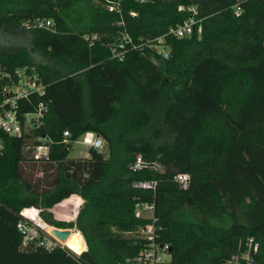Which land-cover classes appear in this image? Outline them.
Instances as JSON below:
<instances>
[{"label": "trees", "instance_id": "trees-1", "mask_svg": "<svg viewBox=\"0 0 264 264\" xmlns=\"http://www.w3.org/2000/svg\"><path fill=\"white\" fill-rule=\"evenodd\" d=\"M181 5L199 8L203 33L168 36L165 57L150 41L191 15ZM36 19L54 25L23 26ZM0 30L21 37L0 42V63L47 84L37 133L53 140L37 157L24 137L3 134L0 264H123L146 243L126 234L152 221L140 203L155 204L172 264H222L250 235L264 264V0H122L116 11L99 0H0ZM88 131L104 147L71 155ZM138 156L147 165L133 170ZM182 172L187 189L175 182ZM146 180L156 189L135 186ZM76 196L74 221L58 212ZM30 207L49 227L80 231L88 249L72 251L81 234L72 250L26 240L16 223Z\"/></svg>", "mask_w": 264, "mask_h": 264}, {"label": "built area", "instance_id": "built-area-1", "mask_svg": "<svg viewBox=\"0 0 264 264\" xmlns=\"http://www.w3.org/2000/svg\"><path fill=\"white\" fill-rule=\"evenodd\" d=\"M99 1L105 4L106 8L110 11L121 9L122 0ZM179 9H187L191 12V15L183 22L171 27L167 32L150 41L165 57L170 55L169 46L164 42L168 36L181 39L193 35L201 36L203 33V18L198 16L199 8L195 5L188 7L181 5ZM233 9L236 14L242 12V6L239 3L234 5ZM53 25L54 22L50 19H36L32 23H26V28H51ZM128 42L132 43V48L134 49L139 46L134 44L132 39H128ZM125 53V51L117 52L115 56L122 60L125 58ZM46 88L47 84L40 79L37 73L30 72L25 67H18L11 70L0 63V151H3L5 148L3 134H7L14 137H24L25 148L37 157L47 156L49 154L53 140L49 135L37 133L38 129L44 124L49 110L47 102L37 100V98L46 93ZM64 136L67 141L70 136L69 131H65ZM76 142H81L88 149L90 147L97 149L104 147L103 138L93 131L84 133ZM144 165H147V162L142 156H138L135 162L132 163L131 168L133 170H139ZM175 182L178 187L187 189L191 182V176L187 172L179 173L175 176ZM157 184V181L146 180L135 183V186L156 189ZM79 209L77 203H75L69 213H61L60 215H64V218L75 221ZM31 211L36 214V217L29 215ZM21 215L24 218L17 221L16 229L26 240H37L39 244H46L48 248L59 246L66 250V242H62L50 234H48L51 236L50 240H57L56 244L52 242L48 244L39 239L40 231L38 227L44 229L46 232L49 228L46 223L45 227L41 225L39 209L35 207L25 208L21 211ZM137 215L149 218L152 221L135 230L127 231L126 234L144 239L146 243L136 255L127 257L123 264H172L171 245L167 242L160 241L159 234L156 230L155 204H138ZM84 249H87L86 243ZM258 250L259 241L254 235H250L243 242L241 250L225 260L222 264H256ZM75 253L80 254L76 251Z\"/></svg>", "mask_w": 264, "mask_h": 264}, {"label": "rangeland", "instance_id": "rangeland-1", "mask_svg": "<svg viewBox=\"0 0 264 264\" xmlns=\"http://www.w3.org/2000/svg\"><path fill=\"white\" fill-rule=\"evenodd\" d=\"M24 27H26V23H24V25H23ZM23 30V29H22ZM23 35H24V33H23ZM19 39H21V37L20 36H17V35H15V36H11V35H9L7 32H4L3 30H0V42H8V43H19ZM27 40H24V43H29L28 41H29V39L28 38H26ZM21 42V41H20ZM89 149L88 148H86V146L85 145H83L81 142H75L74 144H73V146H72V150H71V155H73V156H79V155H88L89 154ZM76 198H77V200H78V202H77V205H78V207L79 208H81L82 207V205H83V203H84V199L81 197V196H76ZM29 215H31L32 217H36V214L34 213V212H29ZM64 216V215H63ZM65 217V216H64ZM40 220V223H41V225L42 226H46V224L42 221V219L40 218L39 219ZM46 232V231H45ZM73 232L74 233H78V234H81L82 236H83V234L80 232V231H78V230H75V229H73ZM46 234H49L48 233V231L46 232ZM45 233H43V232H41L40 231V237H39V239L40 240H42V241H45V242H47L48 244H50L51 242L53 243V244H56L57 243V240H50L48 237H47V235H46ZM83 238H84V236H83ZM84 240H85V238H84ZM85 243H86V241H85ZM67 247V250H72L71 248H68L69 246L68 245H66ZM86 246H87V244H86ZM88 247V246H87ZM73 252H75L74 250H72Z\"/></svg>", "mask_w": 264, "mask_h": 264}, {"label": "water", "instance_id": "water-1", "mask_svg": "<svg viewBox=\"0 0 264 264\" xmlns=\"http://www.w3.org/2000/svg\"><path fill=\"white\" fill-rule=\"evenodd\" d=\"M48 232L51 236L59 239L62 242H66V240L71 236L73 233V230L71 228H59V227H49ZM88 249V247H87ZM87 249H82L78 253H82L84 250Z\"/></svg>", "mask_w": 264, "mask_h": 264}, {"label": "bare ground", "instance_id": "bare-ground-1", "mask_svg": "<svg viewBox=\"0 0 264 264\" xmlns=\"http://www.w3.org/2000/svg\"><path fill=\"white\" fill-rule=\"evenodd\" d=\"M78 239H79V234L73 232L71 236L66 240V244L69 247H72L77 242Z\"/></svg>", "mask_w": 264, "mask_h": 264}, {"label": "crops", "instance_id": "crops-1", "mask_svg": "<svg viewBox=\"0 0 264 264\" xmlns=\"http://www.w3.org/2000/svg\"><path fill=\"white\" fill-rule=\"evenodd\" d=\"M75 202L77 203L78 202V200H77V198H76V200H75ZM56 210V212H57V209H55ZM59 213V212H58ZM66 214L65 212H60L59 214Z\"/></svg>", "mask_w": 264, "mask_h": 264}]
</instances>
